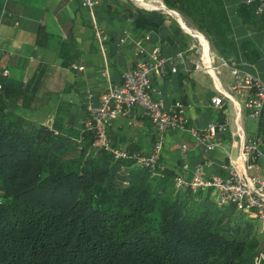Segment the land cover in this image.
Here are the masks:
<instances>
[{"label":"trees","instance_id":"obj_1","mask_svg":"<svg viewBox=\"0 0 264 264\" xmlns=\"http://www.w3.org/2000/svg\"><path fill=\"white\" fill-rule=\"evenodd\" d=\"M159 1L219 57L240 69V58L254 63L252 45L234 41L222 0ZM123 11L132 30L167 46L179 41L166 21L187 39L161 11ZM235 11L245 27L264 29L253 6ZM38 81L0 76V264H254L260 242L250 222L233 206L216 207L210 190L175 189L168 171L153 176L115 161L90 147L82 126L27 118L42 105Z\"/></svg>","mask_w":264,"mask_h":264},{"label":"crops","instance_id":"obj_2","mask_svg":"<svg viewBox=\"0 0 264 264\" xmlns=\"http://www.w3.org/2000/svg\"><path fill=\"white\" fill-rule=\"evenodd\" d=\"M93 1L95 5L87 8L81 0H0V73L5 71L7 76L4 78L13 81H26L39 74L35 97L43 101L32 114L63 112L66 123L68 116H72L70 125L79 128V122L86 115L84 106L88 98L97 104L104 92L106 82L100 75L103 68L107 69L109 85L115 86L120 83L121 73L134 63V42L146 33L132 30L129 21L124 19L123 6L130 5L124 0ZM222 1L234 41L249 42L256 51L257 58L251 61L254 63L240 58L242 71H245L243 66L255 67L264 62V29L255 31L240 23L235 11L240 0ZM173 20L179 24L178 20ZM93 24L104 39L107 48L104 55L93 37ZM165 27L173 34L171 37L179 41L174 48L159 41L152 33L143 43L144 50L159 44L161 55L172 58L164 76L150 78L151 86L161 93L164 109L180 102L187 125L194 128L221 121L220 110L210 105V98L215 94L210 79L192 70L191 43L182 39L183 36H177L168 21ZM183 51L181 61L174 58ZM72 65L80 70H72ZM250 75L264 85V79ZM226 81L227 78L220 80L223 86ZM260 126L257 121V131ZM107 136L112 146L143 155L150 152L155 139L149 122L137 108L130 110L128 117L112 120ZM217 138L223 143L229 142L227 134ZM161 148L159 171L170 172L172 178L189 180L195 167L206 160L212 166L205 169V176H223L221 152L204 153L184 132H167Z\"/></svg>","mask_w":264,"mask_h":264},{"label":"built area","instance_id":"obj_3","mask_svg":"<svg viewBox=\"0 0 264 264\" xmlns=\"http://www.w3.org/2000/svg\"><path fill=\"white\" fill-rule=\"evenodd\" d=\"M81 1L87 8L95 5L93 0ZM240 3L253 6V13L264 17V0H240ZM155 11L165 13L162 9ZM92 33L100 53L104 55L107 48L95 24ZM185 34L198 42V46L191 44L189 47L193 54L199 50L197 59L192 62V70L210 79L215 92L210 98V105L220 110L221 121H211L200 128H194L187 125L180 102H174L168 109H164L161 93L151 86L150 78L164 76L172 58L161 55L159 44L144 50L143 43L149 39V34H146L134 42L136 59L131 67L121 73L119 85H109L107 69L103 68L100 75L106 82L104 92L97 104L88 98L84 106L85 118L79 124L91 132V148L107 152L115 161L130 162L135 167L146 169L153 176H160L158 161L162 140L167 132L186 133L193 145L201 148L204 153L219 150L224 160L221 165L223 176H205V169L212 166L206 160L195 167L189 180L173 177L174 188L188 189L193 193L208 189L216 206H233L236 212L264 223V176L255 174L261 172L264 175V85L242 71L231 57L217 56L218 61L215 62L214 55L209 52L208 42L197 31ZM183 54L184 51L179 52L174 58L181 61ZM220 68L227 70L224 86L218 78ZM71 69L78 71L80 67L72 65ZM0 76L4 78L7 74L2 71ZM133 108H137L149 122L155 136L153 146L146 155L112 146L107 136L110 122L119 117H128ZM242 111L249 119L260 122L259 131L257 127L254 134L245 132L240 124ZM224 134L229 136L228 144L217 138Z\"/></svg>","mask_w":264,"mask_h":264},{"label":"rangeland","instance_id":"obj_4","mask_svg":"<svg viewBox=\"0 0 264 264\" xmlns=\"http://www.w3.org/2000/svg\"><path fill=\"white\" fill-rule=\"evenodd\" d=\"M124 1L127 2V4H129L132 7H137L139 9H144V8L140 7L139 5H136L131 0H124ZM147 2L155 4V6L153 7L155 9L156 8H159L161 6V4H160V2L158 0H148ZM153 8H145V9H153ZM164 15H166L168 17V19L171 18V19L178 20L177 18H179L176 15L169 16L166 13H164ZM182 24L186 27V25L184 24L183 21H182ZM184 26H183V28H184ZM186 28H188V27H186ZM186 38H187L186 40L189 41L191 44H194V45L198 46V42H197V40L195 38H191L189 36H187ZM208 49H209L210 54L212 53L214 55V57H215V60L214 61L217 62L218 61L217 60V58H218L217 56L218 55H216L215 53H213L212 50L209 48V46H208ZM191 53H192V56H194V59L195 58L197 59V56L199 55V50H198V53L197 54H193V52H191ZM203 55H204V52H203ZM243 67H244V70L246 71V73H249V74L251 73V74H254V75H256V76L261 77L262 79H264V62H259L258 65H256L255 67H251L249 65H246V66H243ZM219 73H220V75L218 76V78L221 81L223 79H226L227 78V70H225L224 68H220L219 69ZM226 109H228V108H226ZM55 113L56 112L54 111V114ZM54 114H52L51 111H50V113H48L47 111H42V112H40L37 115L32 114V113L31 114H26V117L32 119V121L35 122V123H39V124L40 123H43L44 126H46V127H49L50 126V123L52 122L53 117L54 118H59L60 120H63V121L66 120L65 113L62 112L60 114L58 113L57 115H54ZM229 121H230V123H232L231 122L230 114H229ZM74 124H75V122H74ZM240 124L244 128V130H245V132L247 134H254L255 131H256V129H257V121L256 120L249 119L248 117H246V115H245V113L243 111L241 112ZM227 147H229V146H227ZM158 163H159V168H160V166H162L161 165V162H160V158H159ZM158 172L160 173L161 171H158ZM255 174H259L260 176H264L263 173H261V172H255ZM200 193L202 195H205V192H200ZM209 198L214 203V205L216 206V204L213 201V197H212V195H211L210 192H209ZM242 218H243V220H247L248 222H250L249 224L251 226V229L253 230V234L256 236V238L260 242V250L258 251L257 257L254 259V264H260L261 261L264 262V223L258 222L255 219H250L246 215H243Z\"/></svg>","mask_w":264,"mask_h":264},{"label":"water","instance_id":"obj_5","mask_svg":"<svg viewBox=\"0 0 264 264\" xmlns=\"http://www.w3.org/2000/svg\"><path fill=\"white\" fill-rule=\"evenodd\" d=\"M143 1H145V0H143ZM159 9H162L166 14H168L169 16H171V15H176V16H178V14L177 13H175L174 11H172V10H168L167 8H165L164 7V5L162 4L160 7H159ZM158 8H153V9H145L144 8V10H147V11H151V10H159ZM179 17V16H178ZM179 19L181 20V18L179 17ZM176 24L178 25V27L184 32V33H191L192 32V30L191 29H189V28H186L185 26H184V28L182 27V26H180L177 22H176ZM71 120H72V116H68V118H67V124L68 125H70L71 124Z\"/></svg>","mask_w":264,"mask_h":264},{"label":"bare ground","instance_id":"obj_6","mask_svg":"<svg viewBox=\"0 0 264 264\" xmlns=\"http://www.w3.org/2000/svg\"><path fill=\"white\" fill-rule=\"evenodd\" d=\"M131 1H133L136 5H139L142 8H153L155 6V4L149 3V2H147V0L146 1H143V0H131ZM178 21H179V25L182 26L183 25L182 21L179 18H178Z\"/></svg>","mask_w":264,"mask_h":264},{"label":"clouds","instance_id":"obj_7","mask_svg":"<svg viewBox=\"0 0 264 264\" xmlns=\"http://www.w3.org/2000/svg\"><path fill=\"white\" fill-rule=\"evenodd\" d=\"M144 10V9H143ZM176 13V12H175ZM191 30H194V29H191ZM196 31V30H195ZM199 33V32H198Z\"/></svg>","mask_w":264,"mask_h":264}]
</instances>
